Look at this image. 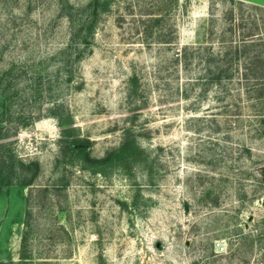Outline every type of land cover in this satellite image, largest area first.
<instances>
[{"label":"rangeland","instance_id":"1","mask_svg":"<svg viewBox=\"0 0 264 264\" xmlns=\"http://www.w3.org/2000/svg\"><path fill=\"white\" fill-rule=\"evenodd\" d=\"M104 1L0 0V264H264V99L212 62L264 0ZM127 128L151 179L79 155Z\"/></svg>","mask_w":264,"mask_h":264},{"label":"trees","instance_id":"2","mask_svg":"<svg viewBox=\"0 0 264 264\" xmlns=\"http://www.w3.org/2000/svg\"><path fill=\"white\" fill-rule=\"evenodd\" d=\"M108 1L102 3V7L107 8ZM99 0H93V10L90 15V22L88 31L92 30L95 24V18L98 15ZM253 36V37H250ZM241 38L239 42L234 45V50H227L223 55L219 56L216 60L212 58V62H220L214 69L213 79L218 82L232 79L235 75H240L246 80L255 81V94L254 98L257 100L264 99V43H261V38L258 33H252ZM259 35V36H258ZM257 37H259L257 39ZM232 42V41H231ZM232 45V43L230 44ZM261 45V46H260ZM233 46V45H232ZM256 47V48H255ZM244 59L246 62L245 67L241 70L239 62ZM236 66V67H235ZM132 90H137V77L133 75L130 79ZM0 126V137H1ZM89 141L85 142L78 148L80 157L84 160L85 165L92 172H100L107 174L109 169H122L124 171L129 170L134 165H138L142 168H147V176L153 178V166L149 156L145 150L138 144L136 137L134 136L131 128L125 130L124 139L121 144L109 150L102 157H93L88 150ZM3 181V178L0 177ZM31 178L24 179L21 184L27 186L31 183ZM2 191L0 185V192ZM22 257H26V253H22Z\"/></svg>","mask_w":264,"mask_h":264}]
</instances>
